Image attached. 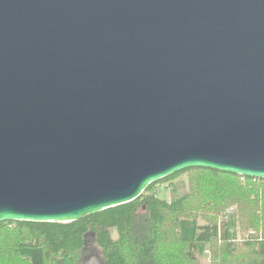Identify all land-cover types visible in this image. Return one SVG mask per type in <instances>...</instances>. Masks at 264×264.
<instances>
[{
  "label": "water",
  "instance_id": "95a60500",
  "mask_svg": "<svg viewBox=\"0 0 264 264\" xmlns=\"http://www.w3.org/2000/svg\"><path fill=\"white\" fill-rule=\"evenodd\" d=\"M189 167L264 179V0H0V222Z\"/></svg>",
  "mask_w": 264,
  "mask_h": 264
},
{
  "label": "trees",
  "instance_id": "16d2710c",
  "mask_svg": "<svg viewBox=\"0 0 264 264\" xmlns=\"http://www.w3.org/2000/svg\"><path fill=\"white\" fill-rule=\"evenodd\" d=\"M181 173L187 190L159 198L156 184ZM237 226L253 233L238 241ZM205 249L212 264H264V179L189 167L75 221L0 222V264H199Z\"/></svg>",
  "mask_w": 264,
  "mask_h": 264
},
{
  "label": "rangeland",
  "instance_id": "374dc122",
  "mask_svg": "<svg viewBox=\"0 0 264 264\" xmlns=\"http://www.w3.org/2000/svg\"><path fill=\"white\" fill-rule=\"evenodd\" d=\"M156 195L159 198L170 201L174 194L183 193L188 188V174L181 173L178 176L171 178L167 181H163L156 184ZM229 210L235 211V209L230 208ZM228 211H226L227 213ZM237 240L241 241L244 237L251 235L252 230H242L240 226H237ZM113 238L117 237L116 231L112 230ZM196 257L199 264H212L211 252L209 249H205L202 252L195 251ZM88 264H97L94 259H91Z\"/></svg>",
  "mask_w": 264,
  "mask_h": 264
},
{
  "label": "built area",
  "instance_id": "2783aa9c",
  "mask_svg": "<svg viewBox=\"0 0 264 264\" xmlns=\"http://www.w3.org/2000/svg\"><path fill=\"white\" fill-rule=\"evenodd\" d=\"M255 179V178H254Z\"/></svg>",
  "mask_w": 264,
  "mask_h": 264
}]
</instances>
